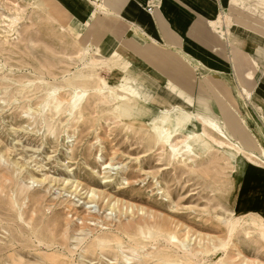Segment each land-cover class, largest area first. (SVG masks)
Instances as JSON below:
<instances>
[{"label":"rangeland","instance_id":"374dc122","mask_svg":"<svg viewBox=\"0 0 264 264\" xmlns=\"http://www.w3.org/2000/svg\"><path fill=\"white\" fill-rule=\"evenodd\" d=\"M246 4L252 3L229 0L228 11L245 14ZM73 19L56 0H0V264H124L125 258L129 264H185L179 243H166L171 237L190 240L195 250L198 243L205 246L193 264H264V240L255 226L264 209L240 212L236 206L249 164L242 154V173L221 153L172 160L146 127L119 122L111 99L108 104L95 90L101 87L97 78L113 81L122 73L114 78L107 68L96 71L90 58L108 65L110 51L119 49L117 65L128 62L146 91L165 76L136 45L103 34L94 43L81 36ZM100 44L104 54L94 57ZM263 72L246 76L253 90ZM224 84L236 109L228 101L220 105L237 112L251 147L245 151L264 161V101L238 78L249 94L245 99L232 83L239 105ZM74 95L78 106L69 116L67 102ZM53 97L61 102L57 112ZM153 97L158 107L161 98ZM195 104L188 107L194 114ZM102 161L117 170L103 175ZM103 176L111 182L102 187ZM89 189L103 197L89 200ZM88 213L98 218L95 224L76 219ZM222 243L224 251L213 250Z\"/></svg>","mask_w":264,"mask_h":264},{"label":"crops","instance_id":"0c3cea01","mask_svg":"<svg viewBox=\"0 0 264 264\" xmlns=\"http://www.w3.org/2000/svg\"><path fill=\"white\" fill-rule=\"evenodd\" d=\"M56 1L75 18L72 24L81 30L82 37L96 43L103 34L121 43L131 42L165 76L164 80L156 79L146 91L138 82L136 70L126 62L124 77L132 81L141 99L153 110L177 106L188 109L189 102L195 100L192 114L198 118L212 115V119L220 120L217 100H229L233 105L224 82L228 93L232 90L238 98L232 83L241 92L239 78L252 95L253 84L245 78L264 71V0H245L252 3L245 5V14L228 11L229 0ZM103 50L101 44L96 47L100 56ZM113 53L121 57L119 49H115L107 58ZM196 70L206 76L196 78ZM256 84L253 92L264 101V72ZM191 90L197 94L195 99ZM153 95L161 98L158 107L153 104L157 100ZM238 101L241 105L239 98ZM213 107H217L216 112ZM232 112L239 117L233 109ZM200 119L208 125L218 124L211 118ZM236 206L240 212L264 209V173L254 165L248 164L242 174Z\"/></svg>","mask_w":264,"mask_h":264},{"label":"bare ground","instance_id":"6f19581e","mask_svg":"<svg viewBox=\"0 0 264 264\" xmlns=\"http://www.w3.org/2000/svg\"><path fill=\"white\" fill-rule=\"evenodd\" d=\"M90 22L91 21H89L87 25ZM94 57H100V55L96 52ZM120 58L121 57L117 53H113L106 59L108 62H110L108 65L103 61L99 63V61L93 57L90 58L89 63L87 62L91 67H94L96 71L107 68L111 71V75H114V78L118 72L122 73V76L116 77L113 81H103L100 78H97V81L101 87L95 90V93L104 99L108 104V99H111L113 102L111 112L115 115V118L119 122H125L127 126H130V124H138L146 127L152 134V140L154 144L159 145L166 152L170 153L172 160L182 158L183 156H186L190 159L192 158L194 160H203L210 155L221 153L222 156L228 159L229 164H231L238 173H242L243 169L246 167L242 160L247 161L250 165L256 166L260 172L264 173V170L262 169L264 161H260L257 156L245 151L246 149L251 148L248 139L244 135L241 125H239L237 122V117H235L233 112L230 113L229 110L225 108L224 103L220 105L221 101L217 100V104L219 106L218 112L222 126L213 123L208 127L205 125V122L192 114L191 111L180 106L175 108L166 107L161 108L160 110H153L147 105V103H145V101L141 99L132 81L124 77L123 73L126 63L119 65L116 63ZM94 75L97 77V74ZM241 92L245 99L249 98V94L245 88L241 87ZM47 98L50 99V95H47ZM51 100V102H54V105H52L51 108L53 111L57 112L61 102L55 97H53ZM77 106V96L74 95L67 102L66 112L69 116L72 112L77 110ZM246 114L250 117L247 112ZM241 154L243 157L242 160H240ZM99 161L101 162V160ZM183 162L184 160L182 163ZM101 167L103 175L106 174L107 171L110 172L117 170L114 169L111 162L107 164L102 161ZM94 176L99 177V174L95 172ZM109 179L110 177H101L102 187L105 184H109L111 182ZM158 184L159 183H157V185ZM103 194L104 192L100 193L95 189H89L86 191V195H89V200L92 199L93 201L95 198L99 199L100 197H103ZM158 194L161 195L163 192L159 190ZM87 209L90 210L92 208L89 207ZM75 216L76 219L81 222L85 221L95 224L94 222L98 220L97 217L91 216L90 213L86 214L85 217L79 214H76ZM231 219L232 218L224 221V224H230ZM93 224L90 226H93ZM255 226H257L262 232L261 236L264 240V220H261L259 224H255ZM78 241H83V239ZM189 241L190 240L185 241L184 239L183 241L179 242L175 237H171L170 240L166 242L172 246H175L176 243H179L182 250V257L184 258L183 260L186 262L185 264H188L189 261H191L193 264L198 256L203 254V251L201 250H205V246L200 243L197 244L199 250L190 248L192 244H190ZM93 242H95V246L102 247L101 241H98L96 238H94ZM225 248L226 244L222 243L219 247H214L213 250L216 249L224 251ZM206 252L208 253L207 250ZM171 257L172 256L168 258L171 259ZM129 261L130 259L125 258L123 262L124 264H129ZM56 262L57 260H55L52 264ZM167 264L171 263L167 262Z\"/></svg>","mask_w":264,"mask_h":264},{"label":"trees","instance_id":"16d2710c","mask_svg":"<svg viewBox=\"0 0 264 264\" xmlns=\"http://www.w3.org/2000/svg\"><path fill=\"white\" fill-rule=\"evenodd\" d=\"M229 102V100H227ZM230 103V102H229ZM233 107L235 108V106L233 105ZM236 109V108H235Z\"/></svg>","mask_w":264,"mask_h":264},{"label":"built area","instance_id":"2783aa9c","mask_svg":"<svg viewBox=\"0 0 264 264\" xmlns=\"http://www.w3.org/2000/svg\"><path fill=\"white\" fill-rule=\"evenodd\" d=\"M148 11H150V8H148Z\"/></svg>","mask_w":264,"mask_h":264}]
</instances>
